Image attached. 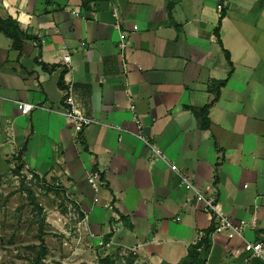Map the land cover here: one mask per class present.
<instances>
[{
    "label": "crops",
    "instance_id": "0c3cea01",
    "mask_svg": "<svg viewBox=\"0 0 264 264\" xmlns=\"http://www.w3.org/2000/svg\"><path fill=\"white\" fill-rule=\"evenodd\" d=\"M6 18L32 41L18 53L0 33V162L20 155L60 188L102 258L178 264L212 231L205 264H263L243 249L264 241V0H0ZM224 81L200 130L186 108H204L209 84ZM68 84L96 121L79 136ZM18 104L36 109L21 116ZM174 168L246 224L241 238L213 232Z\"/></svg>",
    "mask_w": 264,
    "mask_h": 264
},
{
    "label": "rangeland",
    "instance_id": "374dc122",
    "mask_svg": "<svg viewBox=\"0 0 264 264\" xmlns=\"http://www.w3.org/2000/svg\"><path fill=\"white\" fill-rule=\"evenodd\" d=\"M17 156L0 162V264H98L99 246L83 230L82 214L60 188L34 179ZM115 264H145L115 254Z\"/></svg>",
    "mask_w": 264,
    "mask_h": 264
},
{
    "label": "built area",
    "instance_id": "2783aa9c",
    "mask_svg": "<svg viewBox=\"0 0 264 264\" xmlns=\"http://www.w3.org/2000/svg\"><path fill=\"white\" fill-rule=\"evenodd\" d=\"M118 48L120 52L125 51V42L121 41ZM63 61L68 67H70V56L64 55ZM72 91V85L68 84L64 94V105L66 107L65 117L72 125L76 136H79L83 133V130L86 127L95 124L96 121L89 119L84 115L83 111L76 104ZM34 109H36V107L28 104H18V111L21 116H29ZM131 110L134 111V106H131ZM135 124L138 129L142 128V123L139 119L135 121ZM138 138L150 147L155 158L165 160V157L159 152L158 148L147 143L143 136L138 135ZM174 171L179 177V185L191 192V196L187 198L186 202H193L200 206L202 212L209 218L213 232L224 233L228 240L241 238L243 236L246 230V224L244 222H234L227 214H225L216 193H206L197 189L183 173L175 168ZM87 183L94 191H97L102 185L100 172H91L87 177ZM243 250L251 257L261 259L264 264V241L255 244L246 243Z\"/></svg>",
    "mask_w": 264,
    "mask_h": 264
},
{
    "label": "trees",
    "instance_id": "16d2710c",
    "mask_svg": "<svg viewBox=\"0 0 264 264\" xmlns=\"http://www.w3.org/2000/svg\"><path fill=\"white\" fill-rule=\"evenodd\" d=\"M0 33H2L6 38L10 39L12 41V48L17 51L18 53L22 50V45L26 41H32V38L28 35H26L24 32L21 31L18 23L11 18L6 19H0ZM215 35L217 38L218 36V28L215 30ZM226 60L228 61L230 65V72L228 74V78L231 77L233 73V68L229 59V56L227 53H225ZM44 70H49L44 65L42 66ZM226 84V81L215 85V83L211 82L208 87L209 91V98L207 101V104L202 109H193V108H186L187 111L191 112L192 115L195 117V119L198 122V128L200 130H207L209 128L210 121L208 119V113L212 106L217 102L219 99V90L221 87H224ZM17 164L18 167L16 169L17 173H20L25 168L24 163L21 161L20 155L17 156ZM31 176L38 180L39 178L31 174ZM45 183V182H43ZM212 233V231L205 232L204 236L195 244L188 248L187 256L178 264H205L204 261H202L201 256L199 254L200 250H206L210 246V239L209 236ZM116 263V257L115 256H106L104 258H100L98 261V264H115ZM167 264V263H162Z\"/></svg>",
    "mask_w": 264,
    "mask_h": 264
}]
</instances>
